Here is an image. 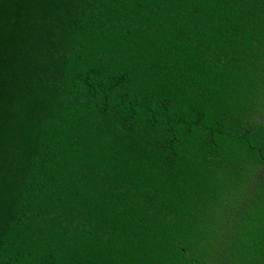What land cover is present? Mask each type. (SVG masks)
<instances>
[{
	"label": "trees",
	"instance_id": "trees-1",
	"mask_svg": "<svg viewBox=\"0 0 264 264\" xmlns=\"http://www.w3.org/2000/svg\"><path fill=\"white\" fill-rule=\"evenodd\" d=\"M264 0H0V264H264Z\"/></svg>",
	"mask_w": 264,
	"mask_h": 264
},
{
	"label": "rangeland",
	"instance_id": "rangeland-1",
	"mask_svg": "<svg viewBox=\"0 0 264 264\" xmlns=\"http://www.w3.org/2000/svg\"><path fill=\"white\" fill-rule=\"evenodd\" d=\"M255 118L264 122V108L261 113L255 116ZM262 178H264V167L255 168L250 173L248 182H246L242 189L235 194L234 199L232 200L235 204V215H237V212L242 211L244 206L252 203V200L255 197L256 187L259 184L258 181Z\"/></svg>",
	"mask_w": 264,
	"mask_h": 264
}]
</instances>
